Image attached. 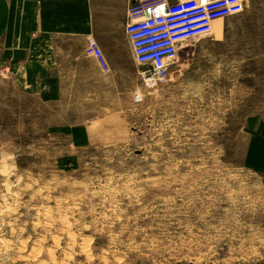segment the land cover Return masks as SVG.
<instances>
[{"label": "rangeland", "instance_id": "1", "mask_svg": "<svg viewBox=\"0 0 264 264\" xmlns=\"http://www.w3.org/2000/svg\"><path fill=\"white\" fill-rule=\"evenodd\" d=\"M131 55L50 104L0 63V264H264V0L162 81ZM100 117L92 144L54 127Z\"/></svg>", "mask_w": 264, "mask_h": 264}, {"label": "crops", "instance_id": "2", "mask_svg": "<svg viewBox=\"0 0 264 264\" xmlns=\"http://www.w3.org/2000/svg\"><path fill=\"white\" fill-rule=\"evenodd\" d=\"M130 2L0 0V63L16 77L23 92L43 103L64 101L67 88L72 89L70 94L76 98L85 61L93 66L91 71L99 67L86 52L89 38L96 40L113 72L134 67L133 55L129 65L117 63L122 53H131L126 34ZM106 118L54 127L70 134L78 144H92L105 134L102 126Z\"/></svg>", "mask_w": 264, "mask_h": 264}, {"label": "built area", "instance_id": "3", "mask_svg": "<svg viewBox=\"0 0 264 264\" xmlns=\"http://www.w3.org/2000/svg\"><path fill=\"white\" fill-rule=\"evenodd\" d=\"M249 0H131L126 34L135 61L147 67L145 81H162L180 48L192 39L211 36L214 22L245 10ZM86 52L102 70L109 66L94 38ZM140 95L136 94L135 99Z\"/></svg>", "mask_w": 264, "mask_h": 264}]
</instances>
